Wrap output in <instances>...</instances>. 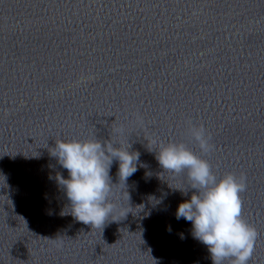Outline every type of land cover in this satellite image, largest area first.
Returning a JSON list of instances; mask_svg holds the SVG:
<instances>
[{
	"label": "water",
	"instance_id": "1",
	"mask_svg": "<svg viewBox=\"0 0 264 264\" xmlns=\"http://www.w3.org/2000/svg\"><path fill=\"white\" fill-rule=\"evenodd\" d=\"M110 138L139 161L125 183L113 161L115 208L92 228L70 214L51 154ZM170 142L218 181L246 177L248 264H264V0H0V264H212L176 219L195 190L159 165Z\"/></svg>",
	"mask_w": 264,
	"mask_h": 264
},
{
	"label": "clouds",
	"instance_id": "2",
	"mask_svg": "<svg viewBox=\"0 0 264 264\" xmlns=\"http://www.w3.org/2000/svg\"><path fill=\"white\" fill-rule=\"evenodd\" d=\"M137 119L142 120L139 115ZM189 131L202 153L213 149L203 125L191 126ZM114 132L122 134L123 128ZM130 147L124 148L111 138L55 143L51 155L68 172V178L60 176L58 183L77 221L103 229L115 208L110 201L113 161L119 162L118 176L124 183L137 171L139 153ZM156 159L164 170L174 174L186 171L189 189L195 191L190 200L179 204L176 219L191 222L192 236L207 247L212 264H248L257 232L242 217L240 194L246 190V177L228 173L218 181L210 163L183 143L161 144Z\"/></svg>",
	"mask_w": 264,
	"mask_h": 264
}]
</instances>
